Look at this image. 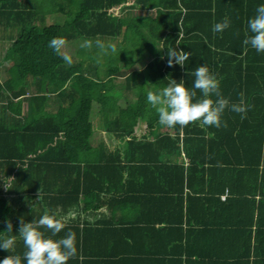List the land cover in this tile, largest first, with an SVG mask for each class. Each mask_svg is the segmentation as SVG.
Segmentation results:
<instances>
[{
    "label": "trees",
    "instance_id": "obj_1",
    "mask_svg": "<svg viewBox=\"0 0 264 264\" xmlns=\"http://www.w3.org/2000/svg\"><path fill=\"white\" fill-rule=\"evenodd\" d=\"M261 4L0 0V237H16L0 260L26 264L20 219L50 210L69 217L54 239L76 234L67 264H264V53L242 43ZM55 37L92 47L68 65L48 46ZM174 48L191 53L185 65L169 66ZM201 64L230 105L244 93L246 118L229 107L227 127L159 124L147 92L171 79L191 90Z\"/></svg>",
    "mask_w": 264,
    "mask_h": 264
},
{
    "label": "clouds",
    "instance_id": "obj_2",
    "mask_svg": "<svg viewBox=\"0 0 264 264\" xmlns=\"http://www.w3.org/2000/svg\"><path fill=\"white\" fill-rule=\"evenodd\" d=\"M230 20L225 17L221 22L213 25V33L223 32L230 26ZM249 33H251L249 35ZM181 31L179 33V36ZM96 46L106 50L103 42L97 40ZM247 52L248 46L257 53H264V4L256 8L255 15L248 20V27L245 38L242 41ZM66 40L63 37H55L49 41L48 46L61 56L65 63L71 65L72 57L63 51ZM81 47H92L91 41H85ZM111 52H116V46H107ZM215 50V49H213ZM169 66L186 64L191 53L182 49L174 48L167 53ZM192 75L195 77L192 89L185 86V82H177L171 79L166 87L157 92L149 90L147 101L156 109L159 116V124L168 128L179 125L181 128L190 123L199 122L201 128L221 126L227 127L226 122L222 123V115L226 108L241 114V119L246 118L249 105L244 99V93H240V99L230 105L229 100L220 92V81L217 79L207 64H201L195 68ZM197 90L201 93L197 97ZM213 96L216 97L213 99ZM5 187L9 188L5 182ZM40 199V191L38 200ZM69 217L59 216L56 212L46 210L37 221L25 222L20 219L18 235L22 239L26 251L23 253V260L26 264H67L70 258L77 255L76 234L69 231L64 237L54 239L67 225ZM41 229H47L50 235H46ZM6 231L13 232V225L9 220ZM16 237L7 239L0 237V248L8 252L14 248ZM0 264H22V257L19 254L8 255L0 260Z\"/></svg>",
    "mask_w": 264,
    "mask_h": 264
},
{
    "label": "rangeland",
    "instance_id": "obj_3",
    "mask_svg": "<svg viewBox=\"0 0 264 264\" xmlns=\"http://www.w3.org/2000/svg\"><path fill=\"white\" fill-rule=\"evenodd\" d=\"M142 11H140L139 9L135 10V13H140ZM118 40L115 41V42H119L120 40H122V37L120 36L119 38H117ZM113 40L111 39H107L106 42L110 43L112 42ZM84 41H81V40H74V41H69V42H66L64 48H63V51L68 53L69 55H71L72 57V61H78L80 59H82L84 56L80 54V48H81V45L83 44ZM86 60V63L85 65L87 66V73L89 74H92V75H95L94 72H95V67H99L98 66V62L93 60V59H90V58H85ZM8 65V63L6 62L5 65L3 66V68H1V71H0V76L6 74L4 72L5 68H7L6 66ZM136 67H139V68H143L144 67V62H141V63H138L136 65ZM128 98L129 99H133L134 98V95L131 93L130 95H128ZM102 119H98L96 121V127H100L99 124L102 122L101 121ZM143 128V126L139 125L137 126L136 128V131L139 132L141 129ZM99 135V133L97 134Z\"/></svg>",
    "mask_w": 264,
    "mask_h": 264
},
{
    "label": "crops",
    "instance_id": "obj_4",
    "mask_svg": "<svg viewBox=\"0 0 264 264\" xmlns=\"http://www.w3.org/2000/svg\"><path fill=\"white\" fill-rule=\"evenodd\" d=\"M119 8H120V5H119ZM122 10H123V8L121 9V11H122ZM122 12H123V11H122ZM145 64H146V62L144 61V67H143V68L136 67L137 64L134 66V68L144 69V68H145ZM98 132H99V134H100L101 131H98ZM99 137H100V136H99ZM99 137H98V138H99Z\"/></svg>",
    "mask_w": 264,
    "mask_h": 264
}]
</instances>
